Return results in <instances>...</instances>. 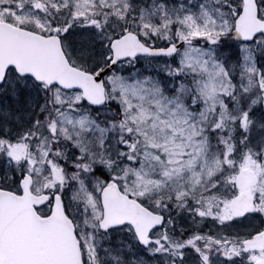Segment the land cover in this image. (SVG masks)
<instances>
[{"label":"snow or ice","instance_id":"snow-or-ice-1","mask_svg":"<svg viewBox=\"0 0 264 264\" xmlns=\"http://www.w3.org/2000/svg\"><path fill=\"white\" fill-rule=\"evenodd\" d=\"M0 264H264V0H0Z\"/></svg>","mask_w":264,"mask_h":264}]
</instances>
